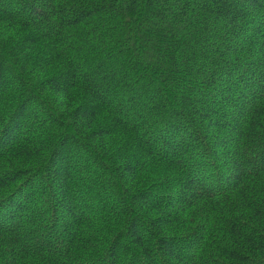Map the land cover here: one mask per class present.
Listing matches in <instances>:
<instances>
[{
  "label": "trees",
  "instance_id": "obj_1",
  "mask_svg": "<svg viewBox=\"0 0 264 264\" xmlns=\"http://www.w3.org/2000/svg\"><path fill=\"white\" fill-rule=\"evenodd\" d=\"M0 264H264V0H0Z\"/></svg>",
  "mask_w": 264,
  "mask_h": 264
}]
</instances>
